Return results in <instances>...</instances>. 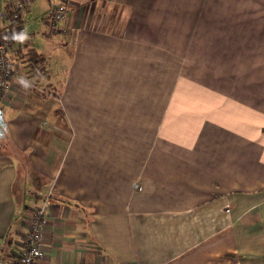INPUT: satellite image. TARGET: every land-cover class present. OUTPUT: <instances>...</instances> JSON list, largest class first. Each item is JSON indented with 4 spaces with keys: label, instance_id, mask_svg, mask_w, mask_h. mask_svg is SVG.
<instances>
[{
    "label": "crops",
    "instance_id": "0c3cea01",
    "mask_svg": "<svg viewBox=\"0 0 264 264\" xmlns=\"http://www.w3.org/2000/svg\"><path fill=\"white\" fill-rule=\"evenodd\" d=\"M209 2L68 0L56 33L15 43L13 65L31 86L15 82L0 102L10 137L0 145V264H20L43 202L42 264H264V27L239 19L226 30L247 50L230 92L188 75L185 55L161 39L197 31ZM165 66L180 69L163 115ZM163 130L179 132L182 165L152 159Z\"/></svg>",
    "mask_w": 264,
    "mask_h": 264
},
{
    "label": "rangeland",
    "instance_id": "374dc122",
    "mask_svg": "<svg viewBox=\"0 0 264 264\" xmlns=\"http://www.w3.org/2000/svg\"><path fill=\"white\" fill-rule=\"evenodd\" d=\"M50 1L51 0H32L29 11L24 15L26 21L23 23L25 29L27 30V34L32 33L31 31H35L40 35H45L44 31L49 34L56 33L55 29L51 28L46 23L44 24V18L48 16L50 12ZM210 2L206 5V11L209 12L208 15H199L200 21L197 22L192 28L197 27V31L189 34V35H171L170 30H165V34L161 37L162 43L171 49H175L177 52L185 55L187 58L186 65V73L193 78H196L200 81H204V78L208 77L216 82L218 86L221 85V88L227 92L234 91L235 86L231 85L233 81L231 79L235 78V76L240 75V73L236 71V64L244 58L247 50L246 48L235 47V39L236 36L233 33L228 34L226 32L227 29H236V22L240 21L247 22V24L252 28H262L264 27V6H260L261 12L259 15L261 19L255 20L253 23L258 22V25H252L250 15H255V10L257 8V0H241L242 1V11L239 15H237L236 7L237 0H209ZM54 4V3H53ZM214 7H218L221 10L222 15H218L216 18L213 15ZM257 15V14H256ZM220 19V21H218ZM61 21L58 22V26ZM40 24H44L41 26ZM2 23L0 22V32H2ZM246 36H244L245 38ZM37 41L40 46L44 47V42H42L37 35ZM238 51V52H237ZM44 52V51H42ZM38 53V52H36ZM251 53V52H248ZM46 61L50 59L54 60V56L47 52L46 55L43 56ZM38 58V57H37ZM40 60V59H38ZM175 67V66H174ZM180 68H170L165 66L163 77L159 75L158 69V88L161 90V86L163 88V115L166 113V106L170 102V94L172 93L173 87V79L169 78V75L178 73ZM149 75L153 76V74L149 71ZM159 77L161 80V85L159 82ZM153 81L155 80L152 79ZM154 85V82H153ZM158 92V112H160L159 105V95L161 92ZM153 95H155V90H152ZM171 106V103H169ZM150 105V103H149ZM170 106L169 111L170 113ZM155 107V101H154ZM151 110V107H149ZM184 109V108H183ZM177 115V114H176ZM167 114L165 116L164 122H166ZM66 127V126H65ZM159 133V137L164 139L163 141L154 140L151 148L149 149V153H153L152 159L154 160L156 157L164 158V165L169 164L170 162L174 164L182 165L179 162L186 156L187 150H180L176 147L179 145L178 142L180 140L178 134L179 132L174 131V133L163 130ZM65 136V135H64ZM71 138L70 135H68ZM153 140V139H152ZM151 144L149 138V146ZM168 158V159H166ZM19 202L22 203V198L18 199Z\"/></svg>",
    "mask_w": 264,
    "mask_h": 264
},
{
    "label": "built area",
    "instance_id": "2783aa9c",
    "mask_svg": "<svg viewBox=\"0 0 264 264\" xmlns=\"http://www.w3.org/2000/svg\"><path fill=\"white\" fill-rule=\"evenodd\" d=\"M32 0H16L9 3V11L0 10V22L5 28L4 34L0 37V102L13 88V84L20 79V74L16 71L13 61L15 54H12L16 41L11 39L14 32L25 30L23 16L29 11ZM68 0H61L54 13L49 17L48 24L51 28H57L58 22L66 17ZM11 23V24H10ZM8 37V39H5ZM54 96V93H50ZM60 96L57 95V98ZM46 218L45 202L31 210L27 223L25 246L21 256V264H42L41 257L45 254L43 249L42 232Z\"/></svg>",
    "mask_w": 264,
    "mask_h": 264
},
{
    "label": "trees",
    "instance_id": "16d2710c",
    "mask_svg": "<svg viewBox=\"0 0 264 264\" xmlns=\"http://www.w3.org/2000/svg\"><path fill=\"white\" fill-rule=\"evenodd\" d=\"M5 9L9 11L10 6H7ZM22 22H23V20H22ZM23 23H24V22H23ZM47 25L49 26V24H47ZM49 27H50V26H49ZM58 29H59V26H57V29H55V31L58 30ZM53 105H55L54 100H50V103L48 104L49 107H47V109L49 110V112L51 111ZM46 114H48V113H46ZM41 116L44 117L45 115H41ZM45 117H46V116H45ZM3 123H4L3 121H0V145H3L4 142H8V141L10 140L9 134H8V132L6 131V127L3 125ZM5 145H6V144H5ZM21 153H22V152H18V153L16 154V158L20 157V156H21ZM36 197H37V196H36ZM37 198H39V197H37ZM47 199H48V198H47ZM20 262H21V260H20ZM20 264H21V263H20Z\"/></svg>",
    "mask_w": 264,
    "mask_h": 264
},
{
    "label": "clouds",
    "instance_id": "9594fccd",
    "mask_svg": "<svg viewBox=\"0 0 264 264\" xmlns=\"http://www.w3.org/2000/svg\"><path fill=\"white\" fill-rule=\"evenodd\" d=\"M5 39H8V37H5ZM11 39L18 42V43L23 44L28 39L27 30L25 29V30L20 31V32H14L11 36ZM18 83L20 85H22L25 89H27L31 86L29 81H27L24 78H20L18 80Z\"/></svg>",
    "mask_w": 264,
    "mask_h": 264
}]
</instances>
